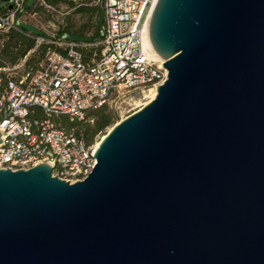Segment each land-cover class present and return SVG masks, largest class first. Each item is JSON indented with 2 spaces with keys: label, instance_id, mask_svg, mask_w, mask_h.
<instances>
[{
  "label": "water",
  "instance_id": "1",
  "mask_svg": "<svg viewBox=\"0 0 264 264\" xmlns=\"http://www.w3.org/2000/svg\"><path fill=\"white\" fill-rule=\"evenodd\" d=\"M150 38L168 77L87 178L0 168V264H264V0H157Z\"/></svg>",
  "mask_w": 264,
  "mask_h": 264
},
{
  "label": "built area",
  "instance_id": "2",
  "mask_svg": "<svg viewBox=\"0 0 264 264\" xmlns=\"http://www.w3.org/2000/svg\"><path fill=\"white\" fill-rule=\"evenodd\" d=\"M28 1L10 0L0 9V34L21 29L17 21L26 14ZM94 1L105 15L94 41L37 35L34 50L44 43L57 47L47 51L36 72L12 74L26 66L28 56L15 66L0 68V168L49 163L54 176L84 180L97 164L98 144L69 123L86 120L115 93L145 92L167 79L166 61L148 54L142 43L157 0ZM87 49L92 53L86 54Z\"/></svg>",
  "mask_w": 264,
  "mask_h": 264
},
{
  "label": "trees",
  "instance_id": "3",
  "mask_svg": "<svg viewBox=\"0 0 264 264\" xmlns=\"http://www.w3.org/2000/svg\"><path fill=\"white\" fill-rule=\"evenodd\" d=\"M42 3L39 0H34L31 5H27V10L42 8L45 5L56 6L60 3H69L73 6H77L75 0H44ZM76 9L77 13H87L90 12L91 17L95 18L97 16L96 30H94L91 36H86V32L83 29H76L72 27H67L61 30L59 34L54 35L53 38H59L64 36L63 34H68L69 36H82V39L78 40H88L94 41L100 36V13L101 9L99 7L88 6L84 1ZM28 30L21 28V30L11 29L7 33L0 34V68L2 67H12L21 62L26 56H28L25 69L34 71L39 67V64L44 59L47 51L50 48L57 47L52 43L41 44L37 49L34 50L37 44V35H44L43 32H38L36 34H27ZM68 36V37H69ZM72 38V37H71ZM77 39V38H73ZM92 49L84 50L86 54H91ZM6 75L5 72H2ZM115 115L112 111L104 106L98 110H94L88 113L87 119L83 121H75L69 123L70 126H75L78 132H81L83 136L89 140L94 141L95 137L99 133H103L105 129L115 123ZM88 119H91L89 121ZM66 121V120H65Z\"/></svg>",
  "mask_w": 264,
  "mask_h": 264
},
{
  "label": "rangeland",
  "instance_id": "4",
  "mask_svg": "<svg viewBox=\"0 0 264 264\" xmlns=\"http://www.w3.org/2000/svg\"><path fill=\"white\" fill-rule=\"evenodd\" d=\"M34 0H29L28 5H31ZM78 4L73 6L69 3H60L56 6L45 5L42 8H34L27 10L26 14L22 15L17 21V25L20 28L28 30L27 34H36L38 32H43L47 36H54L60 33L61 30H64L67 27H72L76 29H83L86 32V36H91L96 30L97 16L95 18L91 17L90 12L87 13H77L76 8L82 4L81 1H84L88 6H95L101 9L100 13V29L104 27L105 15L102 10L101 4L97 3L94 0H75ZM10 4V1L0 0V9L6 8ZM21 30V29H17ZM64 36H69L68 34H63ZM72 38L82 39V36H69ZM2 39L0 40V42ZM1 44V43H0ZM42 62V61H41ZM41 64V63H40ZM39 67L33 71L36 72ZM27 71H30L25 67H20L14 70L12 73L16 77H21ZM148 91L135 93L122 91L121 93H115L111 96V99L106 105L110 111L115 115V123L122 120L123 118L129 116L135 111L142 108L147 102L146 95ZM113 124V125H114ZM109 126L105 129L103 133H99L94 141H100L104 135L109 131L113 126Z\"/></svg>",
  "mask_w": 264,
  "mask_h": 264
},
{
  "label": "bare ground",
  "instance_id": "5",
  "mask_svg": "<svg viewBox=\"0 0 264 264\" xmlns=\"http://www.w3.org/2000/svg\"><path fill=\"white\" fill-rule=\"evenodd\" d=\"M142 43H143V49L144 51H146L148 54H151L155 57L161 58L163 61H165V59H163L155 50L152 42H151V38H150V20L147 23V25L144 28L143 31V35H142ZM157 95V88L156 87H152L150 90H148V94L146 95L147 97V102L145 103V105L147 103H149L153 98H155V96ZM105 136V135H104ZM104 138V137H103ZM100 141L97 142V144H99Z\"/></svg>",
  "mask_w": 264,
  "mask_h": 264
}]
</instances>
